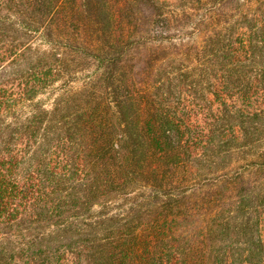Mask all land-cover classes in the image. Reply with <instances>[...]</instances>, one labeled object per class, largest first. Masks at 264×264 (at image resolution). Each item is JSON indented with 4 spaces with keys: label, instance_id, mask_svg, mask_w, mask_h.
<instances>
[{
    "label": "trees",
    "instance_id": "1",
    "mask_svg": "<svg viewBox=\"0 0 264 264\" xmlns=\"http://www.w3.org/2000/svg\"><path fill=\"white\" fill-rule=\"evenodd\" d=\"M0 264H264V0H0Z\"/></svg>",
    "mask_w": 264,
    "mask_h": 264
},
{
    "label": "rangeland",
    "instance_id": "2",
    "mask_svg": "<svg viewBox=\"0 0 264 264\" xmlns=\"http://www.w3.org/2000/svg\"><path fill=\"white\" fill-rule=\"evenodd\" d=\"M42 100L44 103H48L49 99L47 95H44ZM192 110L193 118L201 125L206 126L211 122V118L216 116L219 112V107L217 102L211 96H208L206 101H193V104H189Z\"/></svg>",
    "mask_w": 264,
    "mask_h": 264
}]
</instances>
